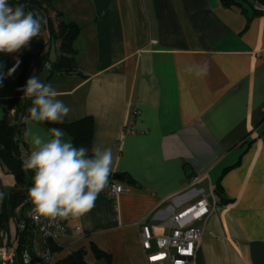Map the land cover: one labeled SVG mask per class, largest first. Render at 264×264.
I'll return each instance as SVG.
<instances>
[{"label": "crops", "instance_id": "crops-1", "mask_svg": "<svg viewBox=\"0 0 264 264\" xmlns=\"http://www.w3.org/2000/svg\"><path fill=\"white\" fill-rule=\"evenodd\" d=\"M235 1L53 0L47 12L32 10L44 28L29 76L59 91L70 108L64 123L92 119L89 154L110 148L108 183L127 189L114 201L103 190L89 213L66 219L85 236L60 239L53 263L81 250L85 264H147L141 227L167 234L171 207L203 196L209 211L192 223L202 228L193 264H264V15L253 13L256 0ZM55 14L79 27L77 73L41 66L40 56L57 55L47 27ZM20 52L0 53V119L16 94Z\"/></svg>", "mask_w": 264, "mask_h": 264}, {"label": "clouds", "instance_id": "clouds-1", "mask_svg": "<svg viewBox=\"0 0 264 264\" xmlns=\"http://www.w3.org/2000/svg\"><path fill=\"white\" fill-rule=\"evenodd\" d=\"M41 28V18L33 11H26L25 4L13 6L10 0H0V53L8 55L28 48L40 35ZM191 69H195L197 75L207 72V67L202 65L188 68ZM12 71L14 68L8 75ZM2 82L3 75H0V84ZM18 91L32 102L22 120L31 145L30 153L22 161V169L34 173L27 193L33 219L66 220L85 216L108 185L113 171L112 150L94 145L89 154L87 147L65 140L66 132L59 127L35 131L44 123H64L70 108L58 99L60 93L51 83L41 81L36 75L30 76ZM6 195L0 192V201Z\"/></svg>", "mask_w": 264, "mask_h": 264}, {"label": "built area", "instance_id": "built-area-1", "mask_svg": "<svg viewBox=\"0 0 264 264\" xmlns=\"http://www.w3.org/2000/svg\"><path fill=\"white\" fill-rule=\"evenodd\" d=\"M10 4H18V0H10ZM34 63L35 58L30 60L29 66ZM43 66L49 68V63L45 62ZM125 132L130 134L133 128L127 126ZM29 153L28 148L19 146L21 161ZM31 186L32 182L24 189L23 200L11 212L13 229H10L7 223L0 228V264H52L54 247L60 239L67 236L80 239L85 236L79 226L69 227L65 220H49L43 217L39 221L34 220L32 205L27 195ZM125 191L127 189L115 181L109 182L104 189L111 201ZM169 208L170 205L164 210ZM171 208L172 211L161 222V226L169 228L167 234L155 235L149 225L141 227V244L146 252L147 264H193L202 228L193 226L192 223L208 214L207 199L202 196L188 206ZM1 211L0 206V213ZM159 211L160 209L156 210ZM8 228L10 232L13 230L11 235ZM152 240L155 249L151 251Z\"/></svg>", "mask_w": 264, "mask_h": 264}, {"label": "trees", "instance_id": "trees-1", "mask_svg": "<svg viewBox=\"0 0 264 264\" xmlns=\"http://www.w3.org/2000/svg\"><path fill=\"white\" fill-rule=\"evenodd\" d=\"M53 0H18V4L23 3L26 5V11H32L36 8L44 7L47 12ZM224 7H232L239 5L235 0H219ZM251 9L254 14L264 15V0H256ZM56 21V25L53 24ZM47 27L49 32L50 41L57 42V55L55 58L50 59L47 52L40 56L41 66L44 68V63H49V68H45L48 74L53 72L72 74L77 73L74 64V42L79 32V27L72 22H65L55 14L54 19L47 20ZM33 39L28 48L22 49L20 52V74L16 82V94L9 100H6L3 105V115L0 119V161L6 167L8 172L13 173L15 178V189L8 193V196L1 201L2 216L6 220V215L11 214L12 209L15 208L24 198V189L32 182L34 173L31 171L25 172L22 169V161L19 157V146L23 145L27 148L23 141L24 123L23 117L27 114V109L31 106V100L23 96V93L18 91L26 80L30 77L27 63L35 56V46L37 43ZM42 44H40L41 46ZM14 110L21 113V120L15 125H11L7 120V112ZM50 127L62 128L66 134L69 135L70 140L76 146H85L88 149L91 145L93 122L90 117H84L71 123H62L51 125ZM226 170V169H225ZM224 170V171H225ZM216 193L222 199L220 188L217 186ZM96 255L100 254L96 252ZM52 264H85L82 260V251L78 250L73 254L64 257L61 260L55 261Z\"/></svg>", "mask_w": 264, "mask_h": 264}, {"label": "rangeland", "instance_id": "rangeland-1", "mask_svg": "<svg viewBox=\"0 0 264 264\" xmlns=\"http://www.w3.org/2000/svg\"><path fill=\"white\" fill-rule=\"evenodd\" d=\"M54 17L55 16H52L51 19H54ZM53 21H55V20H53ZM55 23H56V21L54 22V25H56ZM43 28H44V26L42 25V29ZM54 54H55L54 53V49H52L51 56L54 57ZM43 73L45 74V71L42 72V74ZM6 117H7L8 122L11 125H15V124H17L19 122V120H21V113L19 111L15 112L14 110L13 111L9 110L7 112V116ZM17 189H19V187ZM17 189H15V178H14L13 173L8 172L6 167L0 161V192L7 193V195H6V197H7L8 193L10 191L17 190ZM0 203H1V201H0ZM1 208H2V206H1ZM6 217H7V219L5 220L4 216H2V212L0 213V228L4 227L5 224L7 223L8 227L10 229H13V224H12V220H11V214L8 213L6 215ZM9 228H8V230H9V233L11 235L13 230H12V232H10Z\"/></svg>", "mask_w": 264, "mask_h": 264}]
</instances>
